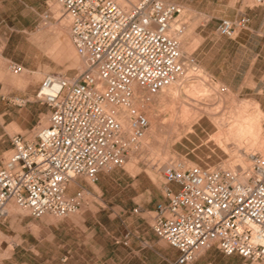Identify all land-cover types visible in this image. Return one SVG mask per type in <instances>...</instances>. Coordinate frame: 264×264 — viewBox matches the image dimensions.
<instances>
[{
  "label": "built area",
  "instance_id": "obj_1",
  "mask_svg": "<svg viewBox=\"0 0 264 264\" xmlns=\"http://www.w3.org/2000/svg\"><path fill=\"white\" fill-rule=\"evenodd\" d=\"M54 1L85 70L72 81L55 74L41 80L34 99L46 106L47 125L9 138V154L0 162V220L10 202L33 219L77 213L86 192L79 184H96L101 172L122 168L140 148L149 123L133 105L134 89L158 93L197 68L181 52L175 3ZM50 15L48 9L43 19ZM247 24L245 16L222 18L215 31L234 39ZM9 70L18 74L22 67L10 64ZM162 174L167 201L151 212V230L176 251L171 264H193L211 247L264 264V155L252 154L244 168L170 161Z\"/></svg>",
  "mask_w": 264,
  "mask_h": 264
},
{
  "label": "rangeland",
  "instance_id": "obj_2",
  "mask_svg": "<svg viewBox=\"0 0 264 264\" xmlns=\"http://www.w3.org/2000/svg\"><path fill=\"white\" fill-rule=\"evenodd\" d=\"M162 1L182 7L183 15L179 17L183 25L179 39L181 49L188 46V52L183 56L192 57L197 65L196 71L189 70L183 77L182 90L192 97L191 91L207 86L217 100L222 98L220 94H224L227 106L236 102H255L264 113V34L250 39L237 34L234 39H227L215 31L220 19H234L245 5L251 6V2ZM57 8L54 0L48 2L36 27L27 33L13 35V45H19V48L4 52L28 67L10 63L22 67L21 73L14 74L9 70L7 59H0V96L13 91V96L24 97V101H28L25 106L14 107L0 100V162L9 154V136L25 134L33 127L47 123V108L35 101V93L28 94L30 88L35 91L47 74L73 78L80 72L81 59L76 55L69 31L57 26ZM48 9L51 15L44 20ZM184 50L187 51L186 48ZM216 86H221V89ZM147 95L145 93V97ZM147 98L151 100L152 97L148 95ZM170 99V95L165 93L153 99L152 105L146 104L148 107L151 105L152 115L161 124L171 126L170 135L160 134L156 140L150 138L151 150H143L142 144L137 151L129 153L122 168L101 172L95 184L96 191L92 185L82 181L79 186L86 190V194L79 213L62 219L51 216L33 219L13 203V212L0 220V264H171L176 253L154 236L149 227L150 215L144 216L147 223L135 221L129 213L119 216L116 205L122 208L131 205L132 198L147 184L160 191L164 187V166L158 169L159 165L175 161L186 162L188 166L216 167L225 165L232 156L214 144L206 145L210 137L218 133L208 115L199 124H194L192 121L198 107L188 104L183 94L172 102ZM16 118L19 126L11 123V119ZM224 118L226 120L227 115ZM192 126L198 135H183L177 139L178 134ZM262 128L264 130V121ZM123 171L132 176L139 175L142 187L133 188L130 178L124 177L117 182L109 179L122 175ZM193 264L248 263L236 255L226 257L216 247H211L203 251Z\"/></svg>",
  "mask_w": 264,
  "mask_h": 264
},
{
  "label": "bare ground",
  "instance_id": "obj_3",
  "mask_svg": "<svg viewBox=\"0 0 264 264\" xmlns=\"http://www.w3.org/2000/svg\"><path fill=\"white\" fill-rule=\"evenodd\" d=\"M118 1L122 6H126L130 3L132 4L136 2V0H118ZM55 11H56V18L58 21L57 26L63 29L64 31H68V25L66 20L60 17L59 8H57V10ZM182 15H183V11L181 9L180 17ZM187 47L188 46L182 47L181 49L182 54L188 52L189 48L187 49ZM185 48L187 51L184 50ZM81 63L82 64H81L80 72L85 70V63L83 59H81ZM183 77L177 79L175 82H173L172 84H170L169 86H167L158 93H149L136 88L134 89L135 97L138 99L134 101L133 105L137 109L144 112L146 114L145 116L147 120L149 119L150 123L152 124L150 126L148 120L149 126L151 128L149 129L148 127L149 131H146V134L142 140L141 145L143 144V146L145 147L143 150H147L148 148H150V146H152L149 144L150 138L156 140V138L160 134L170 135V130L172 129L171 126L170 125L167 126L164 123L161 124L159 119L156 116L152 115V111H151L152 109L150 108L153 99H157L159 96H161V94L168 93V95H170L171 98L170 102L174 101L179 94H183L187 98L188 104H195V106L198 107V111L196 112L192 121L194 124H199L205 115L209 116L208 118L211 119V121L217 127L218 133L210 137V139L206 142V145L214 144L215 146L222 148L224 152L230 153V155L232 156L231 160L225 163V165L221 164L222 167H229V168H233L235 166H241L243 168L248 167L249 157L252 154L264 155V130L262 128V122L264 121V113L259 109L257 103L236 102V104L227 106L228 103L223 98L224 94H220L219 97L222 96V98L217 100L218 98H215L216 95L213 96V94L210 93L211 90L209 91L208 87L203 85L199 86L196 89V91H191L190 94L192 97H190L186 93V90L185 91L182 90L183 85L185 83ZM70 80L72 81L73 78H70ZM209 87L212 88L211 85H209ZM215 88L221 89V86H216ZM145 93H147L149 96L152 97L151 100L147 98L148 95L147 97H145ZM143 94L144 96H142ZM197 95L199 96L196 97ZM216 101L218 102V104H216ZM148 102L151 104L150 107H148L149 105L146 106ZM225 115H227L226 120L224 118ZM46 125L39 127H45ZM190 134L198 135L196 130L193 128V126L188 128L184 133L178 134L179 136H177V139H180V137L183 135L189 136ZM29 138L31 139L32 135ZM151 149L152 148H150V150ZM182 164H184V166H188L186 162ZM163 166L164 165H159L158 169H161ZM74 184L75 183H73L72 185ZM90 185L93 186V189L95 191L97 190L95 184L94 185L90 184ZM85 194L86 192L84 193V195ZM12 212H13V202H10L6 204L4 208V215L8 216Z\"/></svg>",
  "mask_w": 264,
  "mask_h": 264
},
{
  "label": "crops",
  "instance_id": "obj_4",
  "mask_svg": "<svg viewBox=\"0 0 264 264\" xmlns=\"http://www.w3.org/2000/svg\"><path fill=\"white\" fill-rule=\"evenodd\" d=\"M50 1L52 0H0V59H7L8 64L15 62L16 64H21L28 67L26 63L20 62L13 57L6 55L4 52L12 48H19V45H13V35L27 33L30 31V29L36 27V25L39 23V20L41 19L42 13L46 11L48 2ZM240 16L247 17L248 24L238 33V35L241 34L247 39H250L264 34V4L256 7L245 5L240 15H236L234 19ZM36 90L34 91V88H30L28 94L35 93ZM12 93L13 91H10L7 96H0V100L8 102L10 106L14 107H17L15 104L17 99L26 100L24 97L15 95L13 96ZM27 102L28 101H25L23 106H25ZM11 123L19 126V121L17 118L11 119ZM26 127L27 126H24V128ZM10 137L11 136H9V138ZM124 177L131 179L130 185L133 188H139L140 186L142 187V182L138 178L139 175L132 176L126 171H123L122 175H114L113 178L109 179L113 182H117L119 179H123ZM166 201L167 199L164 196L163 188L160 191H155L152 184H147L145 187H143L141 192L137 193L136 197L132 198L131 205H124L123 208L116 205V210L118 211L119 216H122L121 214L129 213L130 217H133L135 221L142 220L147 223L146 220L148 219H145L144 216L148 214L150 215L157 204L165 203ZM135 209H138L137 213H134ZM149 227L151 229L150 224ZM143 239L145 240L144 237Z\"/></svg>",
  "mask_w": 264,
  "mask_h": 264
}]
</instances>
